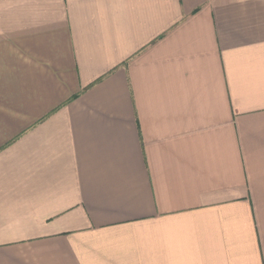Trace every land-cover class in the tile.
Masks as SVG:
<instances>
[{
	"label": "crops",
	"instance_id": "obj_1",
	"mask_svg": "<svg viewBox=\"0 0 264 264\" xmlns=\"http://www.w3.org/2000/svg\"><path fill=\"white\" fill-rule=\"evenodd\" d=\"M0 264H264V0H0Z\"/></svg>",
	"mask_w": 264,
	"mask_h": 264
}]
</instances>
